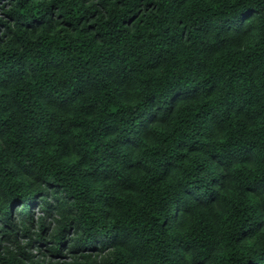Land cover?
Here are the masks:
<instances>
[{"label": "trees", "instance_id": "16d2710c", "mask_svg": "<svg viewBox=\"0 0 264 264\" xmlns=\"http://www.w3.org/2000/svg\"><path fill=\"white\" fill-rule=\"evenodd\" d=\"M237 11L0 0V264H264V16L237 34ZM49 192L70 239L44 237ZM35 226L70 258L2 246Z\"/></svg>", "mask_w": 264, "mask_h": 264}, {"label": "snow or ice", "instance_id": "6c2138e0", "mask_svg": "<svg viewBox=\"0 0 264 264\" xmlns=\"http://www.w3.org/2000/svg\"><path fill=\"white\" fill-rule=\"evenodd\" d=\"M206 3V4H213L216 3V0H181L182 5L183 4H199V3ZM227 2L232 5L234 8L238 9L237 12L234 13L235 19H229L226 23L229 25L228 30L234 31L237 34H239L241 31H250L251 28L248 26L250 19H252L255 16H264V0H227ZM216 6H219L216 4ZM6 82H0V90L7 87ZM179 99V98H178ZM156 115L148 116L147 119H145L144 123V135L150 136L151 135V127L154 121L156 120ZM0 135H3L2 132H0ZM79 137V133H76L75 136L69 134L68 142L66 143L65 147V155L71 157H75L77 155V147L73 143L77 138ZM221 143H225V141H221ZM75 163H79V159L74 160ZM233 163H236L238 166L241 163V158L239 156L234 157ZM255 163L254 157L251 155L246 157L243 160V164L248 163ZM259 163L264 166V157L261 158ZM225 167H231V165H225ZM111 179V177H109ZM119 179H123L122 177H119ZM225 179H232V177L225 174ZM171 183V182H170ZM264 184H261L259 186H253L251 189L255 192H260L262 195H264ZM193 196H196L197 193H193ZM261 229L264 230V225L261 226ZM246 235H252L254 237L253 240V246L256 244H259L260 246L264 247V236H256L255 233L252 234H246ZM191 251V249H189ZM200 259H203L200 257Z\"/></svg>", "mask_w": 264, "mask_h": 264}, {"label": "rangeland", "instance_id": "374dc122", "mask_svg": "<svg viewBox=\"0 0 264 264\" xmlns=\"http://www.w3.org/2000/svg\"><path fill=\"white\" fill-rule=\"evenodd\" d=\"M50 194L48 195V199L50 203L52 204V209L49 208V212H46L45 210L42 209V203L39 205H36L35 207V215L37 218L43 216L45 217L46 221V229L44 233V237L46 239H49L52 233H55L57 236H63L67 237L70 239L72 237V233L70 231H64L61 230L59 226V220L61 219V214L62 211H58L55 207L57 205V202L55 201V193L54 192H49ZM50 204V205H51ZM24 206L21 205L17 206V208L14 211V218L17 219V221L21 220L22 215L24 213ZM20 223V222H19ZM2 224H0L1 226ZM41 232L39 226H35L34 228L31 229V233H34L33 235H30V237L26 238L27 235H25L23 232L19 235V240H17L16 243L8 244L7 242H1L2 246L4 247L7 245V248L13 249L15 252L18 251L19 246L24 247L25 250L29 251L30 253L33 254V256L36 259H39L41 261H47V263L50 262V259L53 257H56L59 260H65L67 258H70L69 254V249L67 247L64 248L62 254H52L45 243L40 242L38 234ZM56 261V260H54Z\"/></svg>", "mask_w": 264, "mask_h": 264}, {"label": "water", "instance_id": "95a60500", "mask_svg": "<svg viewBox=\"0 0 264 264\" xmlns=\"http://www.w3.org/2000/svg\"><path fill=\"white\" fill-rule=\"evenodd\" d=\"M24 204V202L23 201H21L20 203H19V206H21V205H23Z\"/></svg>", "mask_w": 264, "mask_h": 264}]
</instances>
